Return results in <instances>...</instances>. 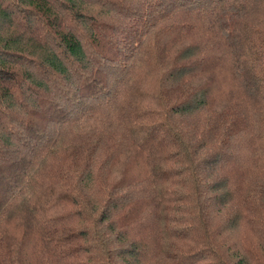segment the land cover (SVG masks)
Returning <instances> with one entry per match:
<instances>
[{
	"label": "trees",
	"instance_id": "1",
	"mask_svg": "<svg viewBox=\"0 0 264 264\" xmlns=\"http://www.w3.org/2000/svg\"><path fill=\"white\" fill-rule=\"evenodd\" d=\"M261 167L264 0H0V264H259Z\"/></svg>",
	"mask_w": 264,
	"mask_h": 264
},
{
	"label": "rangeland",
	"instance_id": "2",
	"mask_svg": "<svg viewBox=\"0 0 264 264\" xmlns=\"http://www.w3.org/2000/svg\"><path fill=\"white\" fill-rule=\"evenodd\" d=\"M221 79H222V77H221ZM221 79H220V84H217L220 87H224V86L226 87L228 85V83L230 82L229 79L228 80L227 79L221 80ZM255 170H253L251 173V177H252V180H250V182L252 183L251 186L252 187L258 186L261 182H263L262 185L264 186V167H261V169H260L261 173L255 171ZM249 187H250V185H249ZM239 207H240V209H243V207H245V206L242 203H240ZM218 219H223L220 211H212L210 214L209 223H208L207 227L209 229H211L214 226H216ZM243 227L244 226H241L238 229L234 230L233 232L231 231V234L234 235L235 233H238L239 235H242L243 231L245 232V229ZM221 228H222V226L217 227V230H219ZM261 244L262 245L258 248L257 252H258V256H259V264H264V242L262 241ZM260 258H261V260H260ZM97 261H98L97 259H92L91 261H87V259L85 257L83 258L84 264H96Z\"/></svg>",
	"mask_w": 264,
	"mask_h": 264
}]
</instances>
